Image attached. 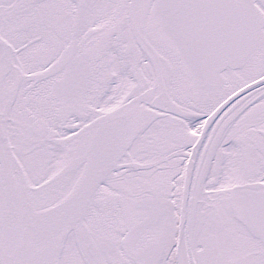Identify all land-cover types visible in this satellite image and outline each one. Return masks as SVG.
<instances>
[{"label": "snow or ice", "instance_id": "obj_1", "mask_svg": "<svg viewBox=\"0 0 264 264\" xmlns=\"http://www.w3.org/2000/svg\"><path fill=\"white\" fill-rule=\"evenodd\" d=\"M0 264H264V0H0Z\"/></svg>", "mask_w": 264, "mask_h": 264}]
</instances>
